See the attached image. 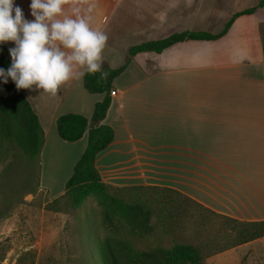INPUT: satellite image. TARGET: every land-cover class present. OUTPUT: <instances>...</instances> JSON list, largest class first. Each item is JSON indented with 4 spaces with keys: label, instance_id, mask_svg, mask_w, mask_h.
Masks as SVG:
<instances>
[{
    "label": "crops",
    "instance_id": "1",
    "mask_svg": "<svg viewBox=\"0 0 264 264\" xmlns=\"http://www.w3.org/2000/svg\"><path fill=\"white\" fill-rule=\"evenodd\" d=\"M259 1L67 0L65 14L79 9L107 34L102 68H123L111 82L116 94L102 121L113 129V141L95 158L105 184L167 188L223 216L264 220V92L255 91L258 82L264 91V7L237 17L216 40L182 41L161 53L127 58L129 48L173 34L216 35L235 13ZM30 4L14 0L32 21ZM3 44L11 62L15 44ZM33 89L19 90L44 132L41 178L48 163L52 179L45 189L61 178L63 194L87 133L65 142L56 119L78 114L90 120L104 94L88 93L83 78L65 82L54 96ZM256 244L263 245L264 238L220 254L255 251Z\"/></svg>",
    "mask_w": 264,
    "mask_h": 264
},
{
    "label": "trees",
    "instance_id": "2",
    "mask_svg": "<svg viewBox=\"0 0 264 264\" xmlns=\"http://www.w3.org/2000/svg\"><path fill=\"white\" fill-rule=\"evenodd\" d=\"M264 7V0H260L256 6L244 11L235 13L225 24L223 30L212 35L205 32H181L173 34L167 38L157 41H148L133 46L128 50V60L138 53L155 52L161 53L164 49L187 40H216L223 36L230 28L233 21L244 14H252L257 9ZM11 65L8 50L3 43H0V68L7 70ZM123 68L113 70L102 68L94 74H85L83 77L84 87L88 93L104 94V99L97 103L94 108L93 115L90 120L78 114H64L56 119V128L59 137L68 143L80 140L87 133V146L80 160L73 168L71 177L65 184V193L62 196L71 207H79L83 199L90 194L105 195L106 190L111 186L105 184L95 167V158L97 154L106 149L113 141V129L107 125H103L106 113L109 109L111 98V82L118 76ZM102 72H106V78L102 77ZM44 144V132L40 126L37 115L32 110L30 104L15 86L11 78L7 83L0 79V218L6 214H10L13 208L20 203L22 195L20 193V185L16 180V170L18 160L27 161V177L29 184L27 194L34 195L39 190V167L40 156ZM142 190H150L159 192L164 197L162 210H168L169 216L172 210L178 212L175 216L181 215L180 203L187 201L197 207L200 212L191 213L193 218L201 225H207L209 217L222 221L221 230L216 229V238L214 248L217 253L224 252L229 249L247 244L257 239L264 238V220L257 222H247L236 220L227 216H223L204 208L199 203L183 196L177 191L167 188L153 187H132ZM176 205H171L172 202ZM179 200V201H178ZM2 203L7 206L2 207ZM147 205V204H146ZM146 205L129 204L117 200L116 208L120 212H124V218L128 219L133 226L125 234V226L121 219H113V215L107 211L103 213V227L105 234L97 244L94 243L93 250L86 254L84 260L86 264H176L177 262H186L189 264H205L202 252V244H175L170 248H157L148 251H141L135 248L127 236L135 235L137 220H141L144 228L150 229L148 226L151 210ZM161 210V208L159 207ZM157 209L159 212L160 210ZM161 210V211H162ZM190 212L191 210H186ZM119 215V213H117ZM208 216H207V215ZM194 216H197L195 218ZM173 217V216H171ZM147 226V227H145ZM225 238L228 242L217 246L219 240ZM213 241V240H211ZM93 251V252H92ZM215 253V252H214Z\"/></svg>",
    "mask_w": 264,
    "mask_h": 264
},
{
    "label": "rangeland",
    "instance_id": "3",
    "mask_svg": "<svg viewBox=\"0 0 264 264\" xmlns=\"http://www.w3.org/2000/svg\"><path fill=\"white\" fill-rule=\"evenodd\" d=\"M255 91L264 92L260 82L257 83ZM17 164L19 167L15 169V177L23 197L10 214L0 218V264H86L85 253H88L90 248L94 251L92 248L94 243L98 247L100 242L98 240H101L106 232L102 222L104 212L115 214L114 220L121 219L126 235L133 226L124 218L125 213L116 208L117 200L125 205L147 204L144 208L148 207L152 211L148 222L151 228H144L141 220H137L135 235L127 236L138 250L170 248L175 244L199 246L203 243L201 246L206 256L205 264H237L239 259L241 264H264V244L254 245L255 251L247 248L235 253H217L218 251L213 249L216 238L214 234L217 232L216 229L221 230L222 221L209 217L210 222L201 225L198 217L194 216L198 219L197 222L191 214L199 213L200 210L187 201L179 202L181 215L177 217L175 213L178 212L170 207L173 216L171 217L170 211L162 210L161 203L164 197L161 193L147 189L110 186L105 195H87L78 208H73L70 202L62 198L64 193L60 194L64 189L63 179L54 180L53 186L45 189L52 179L50 173L52 171L46 163L44 177L41 178V156L39 190L34 195L27 194L29 184L27 161L20 159ZM175 201L177 203L174 199L171 205H176ZM2 204L4 208L7 206L6 203ZM217 240L219 247L228 242L222 237ZM87 244H91L92 247ZM213 256H215L213 260L208 259ZM176 264L189 263L179 261Z\"/></svg>",
    "mask_w": 264,
    "mask_h": 264
},
{
    "label": "clouds",
    "instance_id": "4",
    "mask_svg": "<svg viewBox=\"0 0 264 264\" xmlns=\"http://www.w3.org/2000/svg\"><path fill=\"white\" fill-rule=\"evenodd\" d=\"M65 3L31 0L34 20L29 21L20 7H14V0H0V43L15 44L9 49L10 67L0 68L4 83L11 78L17 89L35 86L54 96L65 82L101 71L107 34L93 28L92 17L81 15L79 9L73 15L65 14Z\"/></svg>",
    "mask_w": 264,
    "mask_h": 264
},
{
    "label": "built area",
    "instance_id": "5",
    "mask_svg": "<svg viewBox=\"0 0 264 264\" xmlns=\"http://www.w3.org/2000/svg\"><path fill=\"white\" fill-rule=\"evenodd\" d=\"M115 94H116V91H113V90H112V91L110 92V96H115Z\"/></svg>",
    "mask_w": 264,
    "mask_h": 264
}]
</instances>
